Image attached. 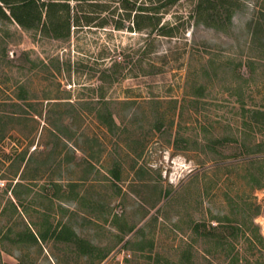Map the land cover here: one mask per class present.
I'll return each mask as SVG.
<instances>
[{"label":"rangeland","instance_id":"obj_1","mask_svg":"<svg viewBox=\"0 0 264 264\" xmlns=\"http://www.w3.org/2000/svg\"><path fill=\"white\" fill-rule=\"evenodd\" d=\"M196 1L0 18V264H264V0Z\"/></svg>","mask_w":264,"mask_h":264},{"label":"trees","instance_id":"obj_2","mask_svg":"<svg viewBox=\"0 0 264 264\" xmlns=\"http://www.w3.org/2000/svg\"><path fill=\"white\" fill-rule=\"evenodd\" d=\"M68 0H0V18L15 20L18 24L25 28L38 27L43 21V13L48 17L44 23V30L50 32L55 37L67 36L71 29V19L63 18L62 15H57L60 11L58 7H69ZM83 1H96V0H78ZM119 1L125 3L128 0H109ZM175 1V0H172ZM238 0H197L195 5V18L199 22H203L208 26L218 29L225 27L227 23L232 22L233 12L237 8ZM63 18V19H62ZM90 20L91 18L88 17ZM138 28H141L140 22H137ZM99 120L105 125H118L114 116L110 111H98ZM260 213L257 209L254 214ZM218 225L216 229H218ZM222 227V226H221ZM198 229V228H197ZM242 224L231 225L222 229L227 234L236 235L239 231L243 232ZM32 237L39 240L38 235L32 233ZM263 238V237H260Z\"/></svg>","mask_w":264,"mask_h":264},{"label":"built area","instance_id":"obj_3","mask_svg":"<svg viewBox=\"0 0 264 264\" xmlns=\"http://www.w3.org/2000/svg\"><path fill=\"white\" fill-rule=\"evenodd\" d=\"M6 184L5 180L0 179V186H4Z\"/></svg>","mask_w":264,"mask_h":264}]
</instances>
